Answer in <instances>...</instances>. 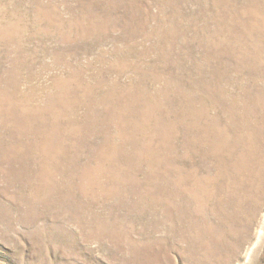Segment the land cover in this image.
Masks as SVG:
<instances>
[{
  "label": "rangeland",
  "instance_id": "rangeland-1",
  "mask_svg": "<svg viewBox=\"0 0 264 264\" xmlns=\"http://www.w3.org/2000/svg\"><path fill=\"white\" fill-rule=\"evenodd\" d=\"M0 264H264V0H0Z\"/></svg>",
  "mask_w": 264,
  "mask_h": 264
}]
</instances>
